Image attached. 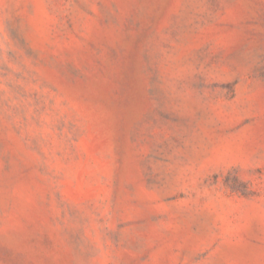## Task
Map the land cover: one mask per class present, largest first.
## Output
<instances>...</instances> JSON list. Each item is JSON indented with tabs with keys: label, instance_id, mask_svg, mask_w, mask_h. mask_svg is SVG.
I'll use <instances>...</instances> for the list:
<instances>
[{
	"label": "rangeland",
	"instance_id": "obj_1",
	"mask_svg": "<svg viewBox=\"0 0 264 264\" xmlns=\"http://www.w3.org/2000/svg\"><path fill=\"white\" fill-rule=\"evenodd\" d=\"M0 264H264V0H0Z\"/></svg>",
	"mask_w": 264,
	"mask_h": 264
}]
</instances>
